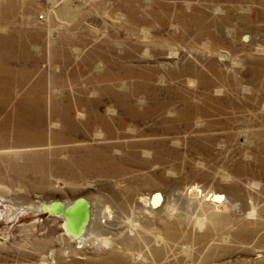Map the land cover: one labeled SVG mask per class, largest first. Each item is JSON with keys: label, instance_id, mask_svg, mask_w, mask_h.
Segmentation results:
<instances>
[{"label": "rangeland", "instance_id": "obj_1", "mask_svg": "<svg viewBox=\"0 0 264 264\" xmlns=\"http://www.w3.org/2000/svg\"><path fill=\"white\" fill-rule=\"evenodd\" d=\"M0 1L16 15L0 31V264H114L34 211L50 199L114 211L104 237L156 188L228 194L240 228L250 196L264 207V0ZM145 241L127 247L147 257ZM227 243L180 239L175 264H264Z\"/></svg>", "mask_w": 264, "mask_h": 264}, {"label": "bare ground", "instance_id": "obj_2", "mask_svg": "<svg viewBox=\"0 0 264 264\" xmlns=\"http://www.w3.org/2000/svg\"><path fill=\"white\" fill-rule=\"evenodd\" d=\"M31 3L33 5L34 0H31ZM8 13L14 14V9ZM52 14L53 10L43 17L38 16L33 27L50 32ZM10 16L11 19L0 16V19L3 18L0 20V31L11 32L16 15ZM30 19L31 17L26 18L29 20L28 24ZM6 42L8 41L0 39V46L7 45ZM9 44L13 46L14 41L9 40ZM255 200L252 196L246 200L243 209L245 224L240 228L237 225H240L239 211L242 205L228 194H210L198 186H185L178 192L156 188L147 195L138 196L131 207L130 215L121 222L118 232H113L112 237H104L102 234L107 224L112 225L117 221V215L111 210L106 215L107 212L103 211V208L97 212L96 202L90 197L78 196L70 201L50 199L41 203L34 211L49 212L61 218L65 222L66 233L72 240L116 249L111 254L114 264H124V255H127L123 253L130 254L131 260L142 263L149 261L151 264H175L172 252L180 239L190 240L189 249L202 248L203 254L215 248L222 250L227 241L229 248L262 254L264 246L260 241H264V207ZM30 209L34 208H25ZM225 214L232 216L227 234L218 223ZM143 232L151 235L150 242L144 240ZM136 239L145 241L147 257L127 247L128 241Z\"/></svg>", "mask_w": 264, "mask_h": 264}, {"label": "water", "instance_id": "obj_3", "mask_svg": "<svg viewBox=\"0 0 264 264\" xmlns=\"http://www.w3.org/2000/svg\"><path fill=\"white\" fill-rule=\"evenodd\" d=\"M84 201L86 202V200L84 199ZM64 224H65V222H64Z\"/></svg>", "mask_w": 264, "mask_h": 264}]
</instances>
